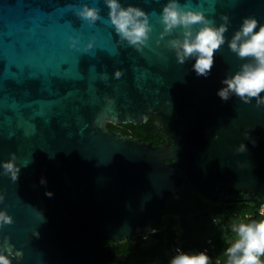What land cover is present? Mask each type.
<instances>
[{
	"label": "water",
	"instance_id": "1",
	"mask_svg": "<svg viewBox=\"0 0 264 264\" xmlns=\"http://www.w3.org/2000/svg\"><path fill=\"white\" fill-rule=\"evenodd\" d=\"M120 2L149 13L142 52L105 23L104 0H0V161L14 153L21 169L16 182L0 169V210L14 221L0 229V248L23 253L12 264L126 263L104 242L121 243L162 217L180 171L214 201L264 205V105L217 96L246 61L226 42L210 75L197 76L194 60L180 65L164 47L169 38L156 45L167 0ZM85 3L100 9L91 27L75 14ZM180 3L217 25L228 15L227 40L244 17L264 24V0ZM150 118L159 145L108 128ZM241 143L248 150L238 154Z\"/></svg>",
	"mask_w": 264,
	"mask_h": 264
},
{
	"label": "clouds",
	"instance_id": "2",
	"mask_svg": "<svg viewBox=\"0 0 264 264\" xmlns=\"http://www.w3.org/2000/svg\"><path fill=\"white\" fill-rule=\"evenodd\" d=\"M108 8L105 23L114 29L119 41L128 47L142 52L149 45L153 31L149 13L140 7L128 4L123 6L120 0H104ZM75 14L85 21L90 27L101 20L100 9L90 7L87 3L75 9ZM153 15H157L155 12ZM159 15L162 26L156 45L167 39L164 47L173 51L176 62L184 65L189 60H194L193 71L197 76L207 78L215 64V55L227 42L231 53L237 58L246 61L240 65L239 71L226 76L217 91V96L228 102L233 96L239 98L244 104L256 101V106L264 105V24H259L255 17L247 16L242 19L240 27L234 32L230 40L225 33L230 26V17L226 14L220 16L219 25L215 19L208 18L204 12L186 7L180 0H167ZM79 41L70 38V47L78 48ZM94 46V38L89 41L83 51L87 53ZM120 70L114 73L119 79ZM245 133V139H249ZM255 145V141H252ZM247 145L241 143L236 152H247ZM7 161H0L2 174L8 176L12 182L19 179L20 167L16 163V155L10 154ZM41 185H46L47 180L41 178ZM45 195L51 198L53 193L46 191ZM4 196L0 195V202ZM260 216L264 217V208ZM13 217L6 210H0V229L5 225L13 224ZM233 234L231 242L224 249L222 262L218 264H264V218L251 220L247 217H237L230 225ZM22 252H13L11 246L0 248V264H12L14 258L22 257ZM169 264H212L206 252L187 253L180 249L171 257Z\"/></svg>",
	"mask_w": 264,
	"mask_h": 264
},
{
	"label": "trees",
	"instance_id": "3",
	"mask_svg": "<svg viewBox=\"0 0 264 264\" xmlns=\"http://www.w3.org/2000/svg\"><path fill=\"white\" fill-rule=\"evenodd\" d=\"M146 124L114 125L108 124L110 130L139 138L142 142H152L159 145L152 122ZM183 183L178 188V194L167 200L163 209V216L154 220L150 227L159 232L143 240L139 232L132 238L121 243L110 240L104 242L111 246L118 255L126 256L124 264H169L173 255L172 248L180 244L182 251L187 253L206 252L212 264L222 262V253L231 242L229 237L231 223L239 216L251 220H259V200L226 202L223 199L214 201L203 196L180 171ZM213 218L217 222H213Z\"/></svg>",
	"mask_w": 264,
	"mask_h": 264
},
{
	"label": "built area",
	"instance_id": "4",
	"mask_svg": "<svg viewBox=\"0 0 264 264\" xmlns=\"http://www.w3.org/2000/svg\"><path fill=\"white\" fill-rule=\"evenodd\" d=\"M262 208H264V205H261L260 208L258 209V215H259V216H260V212H261V209H262ZM260 217H261V216H260ZM262 218H264V217H262ZM213 222H217V219L213 218ZM144 231H145V233L141 234V237H142L143 240H147L149 237H151V235H154V234L158 233V232H159V229H157V228H151V227L149 226V227H148L146 230H144ZM141 232H143V231H141ZM141 232H140V233H141ZM138 234H139V232H138ZM177 249L182 250L180 244H178V245H176V246H174V247L172 248L173 255L176 254V250H177ZM218 262H220V260H217V263H218Z\"/></svg>",
	"mask_w": 264,
	"mask_h": 264
},
{
	"label": "rangeland",
	"instance_id": "5",
	"mask_svg": "<svg viewBox=\"0 0 264 264\" xmlns=\"http://www.w3.org/2000/svg\"><path fill=\"white\" fill-rule=\"evenodd\" d=\"M229 239H230V241H231V239H232V236H230V237H229Z\"/></svg>",
	"mask_w": 264,
	"mask_h": 264
}]
</instances>
